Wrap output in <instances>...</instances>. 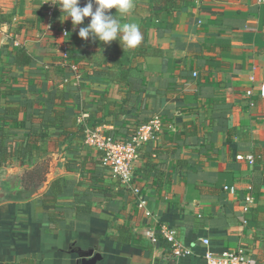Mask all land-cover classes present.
Returning a JSON list of instances; mask_svg holds the SVG:
<instances>
[{
    "label": "crops",
    "instance_id": "0c3cea01",
    "mask_svg": "<svg viewBox=\"0 0 264 264\" xmlns=\"http://www.w3.org/2000/svg\"><path fill=\"white\" fill-rule=\"evenodd\" d=\"M40 1L0 0V151L19 153L0 162V264H75L77 248L99 252L98 264H205L206 250L239 247L264 264V0H176L162 20L151 16L153 0H133L120 17L139 25L148 50L130 71L143 91L132 92L123 111L128 89L98 73L97 48H88L76 77H64L72 74L62 60L71 20L58 7L47 18ZM15 55H28L32 68L13 63ZM68 86L78 87V100H67L77 118L104 116L96 128L114 138L129 137L115 127L129 132L135 121L160 119L163 128L140 149L133 180L191 256L176 259L164 240L146 241L148 221L134 196L105 170L101 188L91 186L87 164L76 159L86 152L75 127L64 135L58 125H41ZM27 147L34 156L21 161ZM247 155L253 165L236 159ZM88 157L98 160L92 150ZM38 169L42 179L30 185L26 173ZM76 199L91 210L84 220L75 218Z\"/></svg>",
    "mask_w": 264,
    "mask_h": 264
},
{
    "label": "trees",
    "instance_id": "16d2710c",
    "mask_svg": "<svg viewBox=\"0 0 264 264\" xmlns=\"http://www.w3.org/2000/svg\"><path fill=\"white\" fill-rule=\"evenodd\" d=\"M176 0H153L152 4L150 5V13L151 16L156 18L157 20H162L167 17L168 12H173L178 8V6L174 3ZM172 10V11H171ZM114 12V10H113ZM117 19L120 20L121 23L123 22V19H121L120 15L117 14ZM88 19L85 20V25L81 26H86L88 23ZM78 26L77 30L72 33L69 39V43L66 44V65L69 66L70 64L76 66L77 70L80 69V63H82L88 53V48L94 47L97 48L98 50L102 51V65H100V70L99 74L103 75L108 81L112 82H117L119 84H124V86L128 89L126 93V98L122 103V106L120 108L121 111L125 110V108H128V103L132 100V92L136 93L135 97L139 96V93L143 91V89L140 91V82L133 78L131 76V68L133 62L137 58H141L147 55V50L148 46L145 45L142 41L141 43L134 49H126V48H121L120 44L118 41H113L109 45H104L98 41H82L78 37ZM158 54V52H156ZM25 58H17V56H14L13 63H15L17 66L21 63H26L29 65V67L32 68V61L31 58L28 55L24 56ZM66 67V66H65ZM70 76H74V74H65L64 77L66 79H69ZM78 92V87L75 86H68L66 89L61 93L59 96V102L57 104L53 103V100L51 101V107L50 109L43 114L42 118V123L41 125H44L43 127L48 129L49 127H56L57 125L59 128L62 129V134L64 135H69L67 133V128H72L75 127V138L78 140L83 139V131L86 125L90 126L92 129H95L97 126L105 124L104 116L97 117V115L94 116V118H87L84 123H78L77 121V114L76 111L72 109V107H68L67 100L69 99H74L78 100L76 97V94ZM136 100V98H135ZM79 102V101H78ZM55 105L56 108H60L58 110H55L53 106ZM119 111L120 113H122ZM118 112V113H119ZM110 112H106L105 114H109ZM125 114V113H124ZM47 115V117H46ZM90 124V125H89ZM145 123L142 121H135V127L131 131L128 132V129L125 128V126L122 127V125L117 128V132L119 133L120 131L128 135H130L134 130H136L138 127L144 125ZM124 125V124H123ZM42 127V128H43ZM72 134V133H71ZM44 135H38L39 138L44 140L46 138ZM2 140V137H1ZM1 145V143H0ZM82 147L83 150H85L86 155L83 157L77 156V160H82V167L83 169L86 168V176L91 178L92 180V185L91 186H96L98 189L101 188L99 185V181H101L102 176H103V167L101 166L100 163V155L97 153L98 160L95 162L91 157H88L89 153V148L86 146H79ZM24 152L21 153V161L27 158L28 161H30L33 158V153L30 151L29 147L23 149ZM19 155V153H14L10 151H0V162L1 160H5L7 158H13ZM102 168H101V167ZM40 171L38 170H32L26 173V180L27 182H30V185L35 186V179H42L40 175ZM100 175V176H98ZM34 180V181H33ZM27 184V183H26ZM251 190V187H250ZM249 190V195H251ZM88 204V203H87ZM75 205V210L73 211L75 214L76 220H84V218L88 217L90 214V209L86 208L85 201H79V199H76V202L74 203ZM69 216V213H66V217ZM64 217H61L63 219ZM256 264H259V262Z\"/></svg>",
    "mask_w": 264,
    "mask_h": 264
},
{
    "label": "built area",
    "instance_id": "2783aa9c",
    "mask_svg": "<svg viewBox=\"0 0 264 264\" xmlns=\"http://www.w3.org/2000/svg\"><path fill=\"white\" fill-rule=\"evenodd\" d=\"M57 0H41L40 7L43 15L50 18L57 9ZM50 29V27H47ZM62 35L66 36L67 31L65 28L62 30ZM66 48L62 54V60L66 64ZM68 69L71 73L76 74L78 72L76 66L70 64ZM73 76V77H74ZM196 74L193 73V77ZM260 96L264 98V85L259 86ZM251 92H247L250 95ZM87 116L81 114L77 121L78 123H84ZM162 123L160 119L155 116L144 125L134 130L126 140L114 138L99 128L92 129L86 125L83 131L82 143L90 150L100 155V163L106 173L118 180L120 184L131 192L135 198L136 209L141 213L143 219L148 223L142 231V237L151 243L156 245L160 239L169 246L171 254L176 259H181L187 256H191L192 252L187 247L183 246L174 229L163 225L153 215V213L147 207V201L141 193L140 188L134 184V166L140 155V149L149 142L155 141L162 129ZM239 161H247L249 165L254 164V157L247 155L246 157L237 156ZM225 190H229L228 187H224ZM233 193V189H230ZM252 202V196L249 194L244 198V213L248 211V204ZM203 246H208L209 241L204 239L201 241ZM205 264H254L250 254L243 247H239L235 251H225L222 253H213L211 251H205L203 255Z\"/></svg>",
    "mask_w": 264,
    "mask_h": 264
},
{
    "label": "clouds",
    "instance_id": "9594fccd",
    "mask_svg": "<svg viewBox=\"0 0 264 264\" xmlns=\"http://www.w3.org/2000/svg\"><path fill=\"white\" fill-rule=\"evenodd\" d=\"M57 0L63 21L71 20L73 31L78 29L82 41H98L109 45L118 41L121 48L134 49L142 40L141 30L136 23H121L117 19L126 15L133 7V0ZM114 10V12H113Z\"/></svg>",
    "mask_w": 264,
    "mask_h": 264
},
{
    "label": "water",
    "instance_id": "95a60500",
    "mask_svg": "<svg viewBox=\"0 0 264 264\" xmlns=\"http://www.w3.org/2000/svg\"><path fill=\"white\" fill-rule=\"evenodd\" d=\"M74 253L77 257L75 264H98L102 260V255L94 249L77 248Z\"/></svg>",
    "mask_w": 264,
    "mask_h": 264
}]
</instances>
